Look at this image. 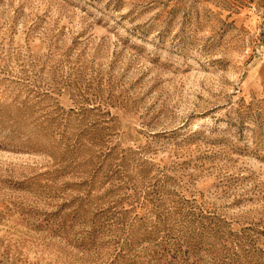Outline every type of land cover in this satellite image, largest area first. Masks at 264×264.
Wrapping results in <instances>:
<instances>
[{
	"label": "rangeland",
	"instance_id": "1",
	"mask_svg": "<svg viewBox=\"0 0 264 264\" xmlns=\"http://www.w3.org/2000/svg\"><path fill=\"white\" fill-rule=\"evenodd\" d=\"M0 264H264V0H0Z\"/></svg>",
	"mask_w": 264,
	"mask_h": 264
}]
</instances>
